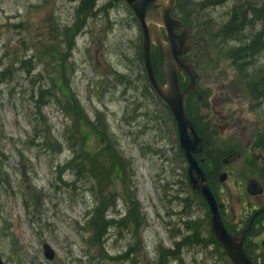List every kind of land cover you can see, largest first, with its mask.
Returning <instances> with one entry per match:
<instances>
[{"label":"rangeland","instance_id":"obj_1","mask_svg":"<svg viewBox=\"0 0 264 264\" xmlns=\"http://www.w3.org/2000/svg\"><path fill=\"white\" fill-rule=\"evenodd\" d=\"M82 1L92 6L79 14ZM257 1L258 6L264 3ZM191 2L186 11L197 43L188 57L196 66L199 92L203 95L198 116L202 114L203 119L213 121L212 125L215 121L228 124L223 135L218 132L215 143L219 148L246 149L250 140L255 143L247 162L243 164V156L235 162L229 161L226 167L230 176L223 198L229 200V211L238 219L246 212L247 203L243 188L231 174L238 171L241 182L247 181L248 175L264 178V161L252 164V158L257 160L251 158L252 152L264 154V146L258 145L256 139L257 135L264 138V99L257 98L250 87L251 79L256 82L264 79V49L250 57L243 70L237 59L226 56L228 50L221 48L237 50L241 42L254 36V23L236 40L224 42L217 38L216 49L210 46V37L240 0L208 8L201 0ZM255 26V29L261 26L258 19ZM261 37L264 45V36ZM38 45L45 49V56L41 61L35 60L36 70L7 75L0 88V164L3 163L0 255L4 261L7 264H160L163 253L168 258L162 264H208L209 261H202L207 259L208 251L202 250L199 242L209 228L208 210L198 203L195 194L189 197V208L174 201L183 193L179 187L171 188L173 179L177 180V168L181 167L173 158V124L145 81L140 58L141 29L132 11L115 0H0V69L9 60H15V52L30 57ZM53 51L59 52L55 59L67 58L69 87L93 127L82 121L84 142L75 144V152L85 148L92 154L89 166L81 156L72 159L74 165L88 173L74 177L67 171L63 176L66 184L56 177V166L74 152L66 142L69 134L66 128L72 123L70 114L62 111L69 107L67 99L61 98L62 106L55 102L47 104L45 116L37 122L35 101L31 97V87L36 82L33 76L38 72L42 73L47 89L48 83H61L60 78H51L61 70L52 63ZM54 90L59 94V89ZM218 116L223 118L217 120ZM43 119L47 120L55 142L64 144L63 152H46L31 143L37 133L35 124L44 125ZM113 151L117 158L114 172L111 170ZM93 166L97 170L89 174ZM100 168L110 172V179L99 173ZM90 175L97 181L105 179L118 192L116 205L110 212L112 219L131 211L125 191L135 195L140 204L137 207L142 206L146 217L139 236L134 235L132 222L126 228L134 210L124 217V231L116 227L110 230L104 241L108 256L88 241L89 233L84 235L79 229L85 226L86 211L95 204L91 187L96 182ZM161 185L174 199L162 198ZM261 201L264 202V194ZM188 219L194 221L184 222ZM44 243L55 250L54 260L44 256ZM133 245L140 248L136 256L131 255L135 263L115 258L126 249L130 251Z\"/></svg>","mask_w":264,"mask_h":264},{"label":"trees","instance_id":"obj_2","mask_svg":"<svg viewBox=\"0 0 264 264\" xmlns=\"http://www.w3.org/2000/svg\"><path fill=\"white\" fill-rule=\"evenodd\" d=\"M120 1V0H115ZM191 1L194 0H177V7L174 10V14L182 18L185 22V24L189 25V17L187 14V8L191 7L190 4ZM121 2V1H120ZM231 2V0H201V4L203 6L208 7H215L219 5H225ZM260 2L257 0H240V4H235L230 9L227 19L225 22L218 26L216 32L210 37V46L213 49H216L215 47V40L217 38H220L221 40H224V42H230L233 40H236L238 37H240L246 29L252 24V28L255 31L254 36H252L250 39H247L245 42H241L242 44L240 47H238L237 50L230 49L229 47L225 46L221 48V51L228 50L226 52V56H231L234 59H237V62L239 63V66L244 70V64L245 62H249L250 57L254 58V56L258 55L263 49L264 45L262 43V37L264 36V3L258 6ZM92 6V4H89L88 1H82L79 14L86 13V9ZM179 11H181L179 13ZM185 11V13H184ZM88 13V12H87ZM93 12H89V15H93ZM251 16V17H249ZM258 19L261 22V26L258 27V29H255V20ZM81 21V18H79ZM260 29V30H259ZM261 31V32H260ZM42 39V37H41ZM40 39V40H41ZM197 43V38L193 32V40H192V48L194 49ZM42 44V43H40ZM39 44V45H40ZM35 45V44H34ZM37 46L34 50V53L30 57H23L18 55L17 52H15V60H9L7 64L4 65L3 68L0 69V88L5 84V77L8 75L9 77L12 76V74L17 73L20 70H27L28 73H32L36 70L38 63H34L35 60L41 61V58L45 56V49L41 46ZM41 47V48H40ZM71 49V47H69ZM52 54L54 55L53 58V64L56 66L57 64L61 68L57 76L51 77L53 80L55 79H61V83L52 82V84L48 83L49 86L45 88V85L43 84V76L41 75V72L36 73L33 78H35V81L32 85L31 90V97L35 101L36 106V114L39 118L37 122H40L42 118L45 116L44 107L49 104L50 102H55L57 105L62 106V100L61 98L64 96V98L67 99L68 108L67 110H62L63 113L70 114L72 117V123L67 126V133L68 134V140L66 141L68 144V147L71 149L73 148L74 152L72 153V157L68 160H65V162L60 163L58 166H56L57 169V175L58 178L62 180V174L64 172L71 171L73 174L77 177L80 174L88 173L83 169L78 168V165H74L72 162L73 160H77L80 156L82 159H85V161H88L89 166V160L92 158V154L89 153L85 148L83 150L75 152V144H79L82 139L81 136L82 132V121H85L86 123H90L88 119L85 117L83 109L80 107L78 102L76 101L75 97L73 96V92L71 91L69 87V82L67 79V67L65 64L66 57L63 58L61 56L58 59H55V57L59 54L57 51H53ZM153 64L155 66V71L157 76L163 80V75L161 71V63H160V56L157 50L155 51V54L153 56ZM250 63V62H249ZM15 66H17V69H15ZM48 75H51L50 72H47ZM53 74V72H52ZM146 79V78H145ZM180 83L186 84V82L183 80V77L180 78ZM258 86H264V79L260 80L258 82L251 79L250 87L251 92H254V88ZM55 88L59 89V94L55 93ZM149 88V87H148ZM150 93L152 97L155 99V94L151 89ZM50 98L53 100H50ZM196 100L194 98H190L188 102V113L191 116L192 120H194V116L197 114L199 108L197 106ZM60 108V107H59ZM62 109V108H61ZM99 116V115H98ZM99 118V117H98ZM43 124H35V128L37 127V133H35V139L31 141L32 144H38V146H41L44 148L46 152H49L50 150L54 153H61L64 149V144L55 142V139L52 135L50 127L47 125V120L43 119ZM1 123V119H0ZM85 125V124H84ZM89 127H92V124H87ZM40 128V129H39ZM93 128V127H92ZM106 132V131H105ZM86 137V135H85ZM39 141V143H37ZM84 142V141H82ZM83 147H85L83 144H80ZM116 152H112V171L114 172L115 164L117 162V158L115 157ZM80 157V158H81ZM96 158V157H95ZM99 163L97 162V165ZM2 166L3 163L0 164V174H2ZM99 166V165H98ZM97 170L96 167H92L90 170L91 173L94 174V171ZM99 173L106 176V178L110 179V172H106L104 168L99 169ZM90 177L95 180L96 186L91 187V190L93 191L95 196V206L92 210V214L90 219L87 221V226L89 230H91V243L98 246L102 251H104L105 245L104 241L106 240V237L108 235L109 229L111 227H116L117 229L121 230V224L122 219H115L108 217L109 210L113 209L116 205V197L118 192L115 188H113V185L111 183H107L104 179L100 178L99 181H97V178H95L93 175H90ZM65 183V182H64ZM131 206L136 211L138 210L137 205H140L139 202L136 200V197H131ZM140 210V206H139ZM138 210V211H139ZM136 215H139V212L136 213ZM138 224H140L138 220ZM104 254L105 253L104 251ZM119 258H122L123 255H119Z\"/></svg>","mask_w":264,"mask_h":264},{"label":"water","instance_id":"obj_3","mask_svg":"<svg viewBox=\"0 0 264 264\" xmlns=\"http://www.w3.org/2000/svg\"><path fill=\"white\" fill-rule=\"evenodd\" d=\"M135 13L143 32L142 60L146 75L154 91L161 101L168 106L179 127L181 146L187 151L191 161V172L197 169L202 173L192 153L200 150L201 138L195 131L192 121L186 112V99L191 90H194L197 73L184 55L190 49L191 30L184 25L182 19L172 15L176 0H123ZM164 32L166 36L164 35ZM156 45L161 55L164 82L156 76L152 54ZM184 70L190 77V85L182 90L178 83V73ZM190 133L193 137H190ZM202 180L204 176L200 175ZM226 175L221 176L223 181ZM201 190L211 207L212 228L220 243L227 250L236 264H254L247 257L242 241V236L230 234L224 227L219 213V206L207 184L201 185ZM248 190L252 194L263 192L261 184L256 179H251ZM264 244V243H263ZM45 255L53 259L55 252L49 244L44 245ZM0 264H6L0 256Z\"/></svg>","mask_w":264,"mask_h":264},{"label":"flooded vegetation","instance_id":"obj_4","mask_svg":"<svg viewBox=\"0 0 264 264\" xmlns=\"http://www.w3.org/2000/svg\"><path fill=\"white\" fill-rule=\"evenodd\" d=\"M195 94L197 95V97H199L198 88ZM201 100H203V97L200 99V101ZM222 118L223 117L218 116L217 120H221ZM195 123L197 124L196 130L202 138V142H201L202 148L199 152L194 154V157L196 158L199 165L205 172L206 180L209 186L211 187L217 201L222 204L221 215L223 217V220L225 221V225L227 226L230 232L234 234H240L249 227L253 215L257 211L264 209V202L261 201V197L263 196V194L256 196L250 195L247 189L245 188L246 185L245 179L241 182L238 171L237 172L234 171L231 174V177H234L236 184L239 187L243 188V195L247 203L245 205L246 212L237 219L235 216H233L234 212L229 211V200L227 199L225 200L223 198V194L225 193V188H224V184L220 183V175L222 172L226 171L230 176L229 172L226 170V167L223 165L225 159H228L227 164H229V161L232 160L233 162H235L236 160L243 159L244 156L245 161L243 162V164L247 162L249 160L251 150L254 148L255 143L253 140H250L248 145L246 146V149L244 147L238 149L233 148L229 152L228 151L222 152L220 151V149L215 148L212 145V143H215V141H217L216 138L217 136H219L218 135L219 131H220V135H223L224 133L223 130L225 127H228V124L220 125L215 121L214 125H212L211 123H213V121L209 119L205 120L203 119V117H197ZM173 131H174L173 132L174 135L172 142H173V151L175 154L173 158L175 161L180 162L181 167L180 169L177 168L178 169L176 171L177 180L173 179L171 188L173 189L179 187L183 195L178 196V198H180L178 200L174 199V197H172L170 192L165 191V186L161 185V188L163 190L162 198L165 199L166 196L167 199L169 200L174 199V201L179 202L182 206L189 208V205L191 204L189 197L195 194L197 197H199L198 203L202 204L204 209H206L207 206L205 203L207 202L204 196L201 194V190L193 187L192 174L190 171V161L186 152L180 147L177 126H173ZM256 139L258 145L264 146V142H263L264 138H261L260 135H257ZM252 157L256 158L258 162L264 161V154H255L252 152L251 158ZM254 163L255 160L252 158V164ZM259 181L264 183V180H259ZM171 202L173 201L171 200ZM183 212L184 211H182L181 213ZM188 220L191 222L194 221L190 219ZM209 231H211L210 225L207 231L205 233H202L203 235L200 236L199 242L201 244H209L211 252L215 254L218 249V245L216 244V241L213 238V236L208 237ZM263 235H264V214H260L254 219L250 231L244 239V248L247 254L251 259L255 260L259 264H264V253L261 249V243L262 240L264 239ZM219 249L223 254L222 259L220 257L215 256L212 259L211 264H223L225 260L227 262L228 261L230 262L231 259L223 251V248L220 247Z\"/></svg>","mask_w":264,"mask_h":264}]
</instances>
